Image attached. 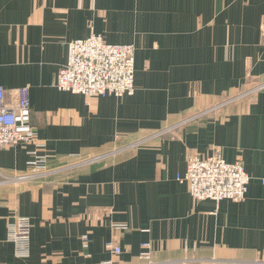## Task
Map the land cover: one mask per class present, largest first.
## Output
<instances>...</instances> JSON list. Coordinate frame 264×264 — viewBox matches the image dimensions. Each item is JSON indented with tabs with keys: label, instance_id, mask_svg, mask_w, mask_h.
I'll use <instances>...</instances> for the list:
<instances>
[{
	"label": "crops",
	"instance_id": "obj_1",
	"mask_svg": "<svg viewBox=\"0 0 264 264\" xmlns=\"http://www.w3.org/2000/svg\"><path fill=\"white\" fill-rule=\"evenodd\" d=\"M91 33L135 45L133 94L55 86ZM0 85L8 101L29 85L37 133L0 148V169L45 155L55 170L0 186V264H149L144 243L156 264H264V0H0ZM218 152L243 162L244 200H195L177 179ZM14 215L32 222L27 257Z\"/></svg>",
	"mask_w": 264,
	"mask_h": 264
},
{
	"label": "built area",
	"instance_id": "obj_2",
	"mask_svg": "<svg viewBox=\"0 0 264 264\" xmlns=\"http://www.w3.org/2000/svg\"><path fill=\"white\" fill-rule=\"evenodd\" d=\"M135 52L134 44H112L96 33L68 43L67 62L55 79L59 90L80 93L87 97L114 95L122 97L135 92ZM261 88V86H260ZM209 109L204 113L211 112ZM37 139L32 124V104L29 85L16 89L12 101H8L6 89L0 85V148L12 145H28ZM36 152H34L35 154ZM31 170L26 173L8 174L0 169V186L11 183L37 181L46 178L55 170L47 169V156L36 155L31 162ZM177 179L188 185L195 200L230 199L242 201L246 198L250 175L243 162H228L221 153L201 156L191 153L187 159V170ZM114 230L126 231V223H113ZM32 222L27 216L14 215L8 224V240L15 245L16 255L27 257L31 249ZM89 238L84 237L85 246ZM108 246L115 254L122 249L115 239ZM141 257L152 262L150 243L143 244ZM104 264H113L111 260Z\"/></svg>",
	"mask_w": 264,
	"mask_h": 264
},
{
	"label": "rangeland",
	"instance_id": "obj_3",
	"mask_svg": "<svg viewBox=\"0 0 264 264\" xmlns=\"http://www.w3.org/2000/svg\"><path fill=\"white\" fill-rule=\"evenodd\" d=\"M171 128H172V127H169V128H167L165 131H169V130H171ZM85 163H89V162H85ZM47 168H48V167H47ZM48 170H50V168H49Z\"/></svg>",
	"mask_w": 264,
	"mask_h": 264
}]
</instances>
